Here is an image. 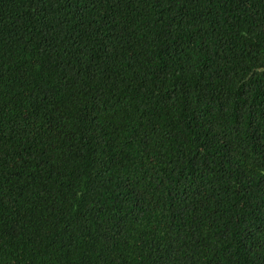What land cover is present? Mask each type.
Wrapping results in <instances>:
<instances>
[{
	"label": "trees",
	"instance_id": "1",
	"mask_svg": "<svg viewBox=\"0 0 264 264\" xmlns=\"http://www.w3.org/2000/svg\"><path fill=\"white\" fill-rule=\"evenodd\" d=\"M0 264H264V0H0Z\"/></svg>",
	"mask_w": 264,
	"mask_h": 264
}]
</instances>
